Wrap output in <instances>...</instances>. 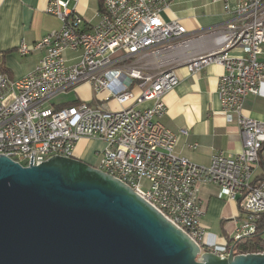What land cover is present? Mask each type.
<instances>
[{
	"label": "built area",
	"instance_id": "1",
	"mask_svg": "<svg viewBox=\"0 0 264 264\" xmlns=\"http://www.w3.org/2000/svg\"><path fill=\"white\" fill-rule=\"evenodd\" d=\"M77 1L49 0L47 13L62 27L34 46L45 55L33 72L18 81L0 74V156L28 168L52 157L76 158L81 141H101L106 147L96 153L99 161L93 167L119 174L202 251L206 233L199 183L217 185L228 200L240 198L234 241L255 236L264 216V181H255L264 155V122L243 110L246 98L258 96L264 81V0H211L222 3L233 19L193 39L179 21L164 20L167 0H103L91 31L75 12ZM213 36L222 38L216 49L188 55L192 41ZM75 48H84V55L69 57ZM235 48L244 55L231 56ZM30 51L25 43L20 46L22 56ZM180 64L192 73L212 64L223 67L218 88L222 112L240 129V154L219 153L209 167L176 154L179 135L162 120L164 97L179 84L175 67ZM84 84L96 95L92 103L54 107L56 98ZM146 103L150 106L141 108ZM144 181L148 191L142 189Z\"/></svg>",
	"mask_w": 264,
	"mask_h": 264
},
{
	"label": "water",
	"instance_id": "2",
	"mask_svg": "<svg viewBox=\"0 0 264 264\" xmlns=\"http://www.w3.org/2000/svg\"><path fill=\"white\" fill-rule=\"evenodd\" d=\"M0 264H264L202 251L119 179L77 159L0 156Z\"/></svg>",
	"mask_w": 264,
	"mask_h": 264
},
{
	"label": "crops",
	"instance_id": "3",
	"mask_svg": "<svg viewBox=\"0 0 264 264\" xmlns=\"http://www.w3.org/2000/svg\"><path fill=\"white\" fill-rule=\"evenodd\" d=\"M49 0H0V74L18 81L33 72L45 55L34 46L51 32L62 27L61 21L47 13ZM168 9L162 13L165 21L177 20L188 31L187 38L193 39L222 27L233 17L225 13L222 3L211 0H167ZM99 0H78L75 12L86 20L84 28L91 31L98 22ZM222 38L213 36L196 39L187 49L188 55H198L216 49ZM25 43L30 53L22 56L20 46ZM231 56H243L241 49L229 51ZM79 52L68 53L69 57ZM179 79L177 87L164 97L167 114L164 126L179 135L176 154L191 162L209 167L212 158L222 153L238 155L243 150V138L237 124L228 123L222 112L219 95V80L224 74L219 65L205 66L192 73L186 64L175 67ZM76 99L68 102L53 101L54 105L80 101L92 103L93 89L87 84L74 89ZM102 96V95H101ZM150 106L143 104L141 108ZM243 113L254 120L264 122V81L258 96H249L244 103ZM182 130L187 135H180ZM82 142V143H81ZM76 147L75 157L86 161V146L93 141H81ZM84 142V143H83ZM197 145L196 148H192ZM264 179V155L260 157L255 180ZM198 201L204 214L201 218L205 229L204 249L227 256L233 247L238 220L241 218L240 198L228 200L226 193L217 185L199 183L196 187Z\"/></svg>",
	"mask_w": 264,
	"mask_h": 264
},
{
	"label": "trees",
	"instance_id": "4",
	"mask_svg": "<svg viewBox=\"0 0 264 264\" xmlns=\"http://www.w3.org/2000/svg\"><path fill=\"white\" fill-rule=\"evenodd\" d=\"M100 8H103V0H99ZM80 101L69 102L61 105H54L55 108L60 109L63 107H70L79 105ZM258 181V180H255ZM260 181V180H259ZM264 181V179H261ZM234 251L237 255L242 254H253V253H263L264 252V216L258 225V233L250 238L242 239L239 241H233Z\"/></svg>",
	"mask_w": 264,
	"mask_h": 264
},
{
	"label": "rangeland",
	"instance_id": "5",
	"mask_svg": "<svg viewBox=\"0 0 264 264\" xmlns=\"http://www.w3.org/2000/svg\"><path fill=\"white\" fill-rule=\"evenodd\" d=\"M90 86V85H89ZM91 87V86H90ZM92 89V87H91ZM75 90H72L64 95L59 96L56 101H64V102H68V101H72L76 99V95H75ZM109 106H111V108H115L116 104L115 101H111L109 103ZM89 141V140H86ZM90 142V141H89ZM82 143V142H81ZM84 143V142H83ZM86 147V163L92 165V166H97L99 158H97L96 153L100 152L102 150L105 149L106 147V143L101 142V141H93L91 144H84ZM142 189L144 191H148L149 190V183L147 181H144L142 183Z\"/></svg>",
	"mask_w": 264,
	"mask_h": 264
},
{
	"label": "bare ground",
	"instance_id": "6",
	"mask_svg": "<svg viewBox=\"0 0 264 264\" xmlns=\"http://www.w3.org/2000/svg\"><path fill=\"white\" fill-rule=\"evenodd\" d=\"M76 52H79V55H84V48H75V53ZM101 171L119 179L121 181V178H120V175L119 174H112L111 172H108L107 171V168H100ZM169 221H171L174 225H175V222H173L172 218H170L169 216H165ZM182 230V228H179ZM203 251H207L206 249H204L203 247Z\"/></svg>",
	"mask_w": 264,
	"mask_h": 264
},
{
	"label": "flooded vegetation",
	"instance_id": "7",
	"mask_svg": "<svg viewBox=\"0 0 264 264\" xmlns=\"http://www.w3.org/2000/svg\"><path fill=\"white\" fill-rule=\"evenodd\" d=\"M85 162V161H84Z\"/></svg>",
	"mask_w": 264,
	"mask_h": 264
}]
</instances>
